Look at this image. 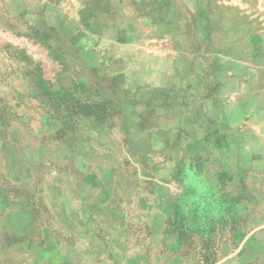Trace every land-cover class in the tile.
Segmentation results:
<instances>
[{"label":"crops","instance_id":"1","mask_svg":"<svg viewBox=\"0 0 264 264\" xmlns=\"http://www.w3.org/2000/svg\"><path fill=\"white\" fill-rule=\"evenodd\" d=\"M0 5L74 42L97 74L82 105L107 107L112 138L60 135L52 167L0 122V259L109 264L114 234L159 203L243 218L244 257L264 264V0Z\"/></svg>","mask_w":264,"mask_h":264},{"label":"rangeland","instance_id":"2","mask_svg":"<svg viewBox=\"0 0 264 264\" xmlns=\"http://www.w3.org/2000/svg\"><path fill=\"white\" fill-rule=\"evenodd\" d=\"M58 14L53 5L46 11L52 23ZM28 16L26 7L17 13L0 5V122L30 152L43 148L53 167L60 135L68 138L77 131L82 140H112L101 121L107 107L82 105L90 100L91 79L97 74L76 55L74 42L53 24L49 32L29 34ZM158 206L146 217L126 220L114 234L117 255L109 264H251L240 248L243 218L216 217L198 207L186 212ZM9 252L0 264L15 263Z\"/></svg>","mask_w":264,"mask_h":264}]
</instances>
